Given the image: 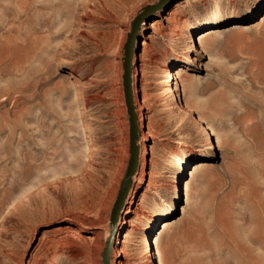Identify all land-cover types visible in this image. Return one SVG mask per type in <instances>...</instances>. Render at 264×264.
Masks as SVG:
<instances>
[{
  "label": "rangeland",
  "instance_id": "obj_1",
  "mask_svg": "<svg viewBox=\"0 0 264 264\" xmlns=\"http://www.w3.org/2000/svg\"><path fill=\"white\" fill-rule=\"evenodd\" d=\"M112 227L111 264H264V0H0V264H103Z\"/></svg>",
  "mask_w": 264,
  "mask_h": 264
},
{
  "label": "bare ground",
  "instance_id": "obj_2",
  "mask_svg": "<svg viewBox=\"0 0 264 264\" xmlns=\"http://www.w3.org/2000/svg\"><path fill=\"white\" fill-rule=\"evenodd\" d=\"M83 3H85V2H83ZM83 3H81V4H83ZM83 6H84V4H83ZM197 104H199L198 101H197ZM140 119H141L140 116L138 118V116L136 115V120H140ZM148 136L153 137V135H150V134H148ZM91 151L92 150H91V147L89 146V144L87 142H84V144L81 145V147L77 150L76 153L74 152L75 154H73L69 160H67L66 162L64 161V163L61 164V165L54 166L50 171L46 172L42 178L37 180L35 183L31 184L29 186V188L33 189V187H35V188L39 187V188L45 189L47 186L54 185L56 183H59L60 181H62V183H63V180L67 181V180H70V178L72 179L73 177H75L77 175L79 176V174L85 168H87L89 166L88 163H89V161L91 159L90 158L91 157ZM38 193H40V192H38ZM50 230H52V229H48L42 234V236L40 237L39 242H38L37 245L42 244L47 239L48 232ZM110 232L111 231L109 229L106 231V233L104 235V236H106V239H108V237L110 235ZM112 246H113V243L111 245V249H110V252H109V259L111 258V256H113V254H116V253H117V256L120 255V256H123V258L126 257L125 256L126 255V250L124 248L114 249ZM28 251L29 250L27 248H23V249L20 248L19 251L14 252L9 257H7V259H5L4 264H19L23 260V258L26 256ZM111 251H112V253H111ZM146 256H147V254L146 255L144 254L141 257H146ZM111 259H110V264H111V261H112ZM119 262H120V264H123V260L122 259H120Z\"/></svg>",
  "mask_w": 264,
  "mask_h": 264
},
{
  "label": "water",
  "instance_id": "obj_3",
  "mask_svg": "<svg viewBox=\"0 0 264 264\" xmlns=\"http://www.w3.org/2000/svg\"><path fill=\"white\" fill-rule=\"evenodd\" d=\"M138 20L139 19H137L136 22H138ZM133 41H134V33L129 36L125 44V58L123 62V71H124L123 90H124L125 103L127 106L129 116H130L129 118L130 158L128 161V166L126 168V171L124 173V176L120 184V189L118 192L116 202L114 203V206L112 209L111 217H112L113 222L115 221L117 217L119 207L130 186L131 174L135 170L137 166V160H138V147L136 144V137L138 134V130H137V120H136V114H135L134 106H133L132 89H131V58H132V53H133ZM113 233H114V227L111 228V233L107 239L106 245L104 246V249L102 252L103 264H110L109 252L111 249V245L113 243Z\"/></svg>",
  "mask_w": 264,
  "mask_h": 264
}]
</instances>
